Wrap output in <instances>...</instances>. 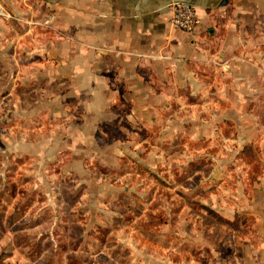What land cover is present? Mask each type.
Listing matches in <instances>:
<instances>
[{"label": "rangeland", "instance_id": "1", "mask_svg": "<svg viewBox=\"0 0 264 264\" xmlns=\"http://www.w3.org/2000/svg\"><path fill=\"white\" fill-rule=\"evenodd\" d=\"M0 16V264H264L249 207L261 161L217 77H201L205 95L144 77L166 94L137 102L119 81L115 115L75 138L66 77L13 58L41 15L1 0Z\"/></svg>", "mask_w": 264, "mask_h": 264}, {"label": "crops", "instance_id": "2", "mask_svg": "<svg viewBox=\"0 0 264 264\" xmlns=\"http://www.w3.org/2000/svg\"><path fill=\"white\" fill-rule=\"evenodd\" d=\"M8 1L21 16L41 15L33 22L41 23L42 37L22 49L13 41V58L17 63L25 56L43 77H66L67 93L80 103L69 115L75 138L115 115L111 101L119 96V81L137 102L151 91L166 94L147 86L144 77L169 83L181 78L192 94L203 95L213 85L201 77H217V96L232 93L227 107L237 115L240 138L257 147L262 169L249 207L264 227V0H186L201 18L193 33L170 23L174 0ZM34 52L40 58H30ZM216 106L225 112L222 100Z\"/></svg>", "mask_w": 264, "mask_h": 264}, {"label": "built area", "instance_id": "3", "mask_svg": "<svg viewBox=\"0 0 264 264\" xmlns=\"http://www.w3.org/2000/svg\"><path fill=\"white\" fill-rule=\"evenodd\" d=\"M171 8L170 23L187 33H193L201 22L196 7L186 0H174Z\"/></svg>", "mask_w": 264, "mask_h": 264}]
</instances>
